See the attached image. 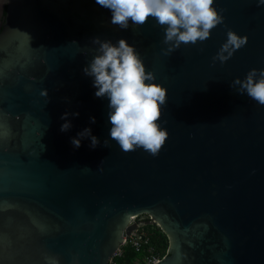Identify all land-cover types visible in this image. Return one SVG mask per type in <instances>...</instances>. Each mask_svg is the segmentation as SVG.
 Segmentation results:
<instances>
[{
  "label": "water",
  "instance_id": "95a60500",
  "mask_svg": "<svg viewBox=\"0 0 264 264\" xmlns=\"http://www.w3.org/2000/svg\"><path fill=\"white\" fill-rule=\"evenodd\" d=\"M215 6L210 36L166 55L151 17L122 29L96 0H0V264H108L141 215L169 239L157 264H264V105L231 86L264 68V6ZM228 28L247 43L213 61ZM96 36L127 38L167 88L158 154L109 136L108 99L83 72ZM65 111L79 116L61 131ZM89 124L100 143L74 147Z\"/></svg>",
  "mask_w": 264,
  "mask_h": 264
},
{
  "label": "clouds",
  "instance_id": "9594fccd",
  "mask_svg": "<svg viewBox=\"0 0 264 264\" xmlns=\"http://www.w3.org/2000/svg\"><path fill=\"white\" fill-rule=\"evenodd\" d=\"M111 11V23L127 29L130 25H142L153 18L164 32L162 51L171 54L182 44H196L204 41L211 30L221 24L225 17L223 10L215 6V0H96ZM264 6V0H256ZM97 45L92 58L84 65L83 72L92 78L94 95L108 99L109 136L114 138L122 150L142 147L153 155L159 153L169 133L162 127L159 118L166 103L167 88L156 81L153 71L146 65L135 45L121 37L115 42L96 36ZM247 35H240L228 28L227 39L222 43L213 61H227L233 53L247 43ZM231 86L240 94H247L258 104L264 105V68H251L241 78L235 77ZM238 86V87H237ZM47 90L42 95H47ZM79 112L65 111L61 119V131H68L73 125L70 117ZM90 121L95 123L96 117ZM84 138H90V147L100 143L93 134L91 124L72 136L71 143L80 147ZM105 139V145L109 144ZM45 264H61L58 256L45 255Z\"/></svg>",
  "mask_w": 264,
  "mask_h": 264
},
{
  "label": "built area",
  "instance_id": "2783aa9c",
  "mask_svg": "<svg viewBox=\"0 0 264 264\" xmlns=\"http://www.w3.org/2000/svg\"><path fill=\"white\" fill-rule=\"evenodd\" d=\"M131 224H135L136 228L112 254L108 264L159 263L166 255L158 251L154 242L155 234L148 230L149 227L154 229L158 224L148 215L147 218L142 215L134 216Z\"/></svg>",
  "mask_w": 264,
  "mask_h": 264
},
{
  "label": "rangeland",
  "instance_id": "374dc122",
  "mask_svg": "<svg viewBox=\"0 0 264 264\" xmlns=\"http://www.w3.org/2000/svg\"><path fill=\"white\" fill-rule=\"evenodd\" d=\"M142 216L147 218V215H142ZM148 230L151 233L155 234L154 241L159 247L162 248V251L165 250L166 248H167L166 251H168V249H169V239H168V236L166 235V233L164 232V230L159 225L155 226L154 229L152 227H149ZM165 255H167V252L165 253Z\"/></svg>",
  "mask_w": 264,
  "mask_h": 264
},
{
  "label": "trees",
  "instance_id": "16d2710c",
  "mask_svg": "<svg viewBox=\"0 0 264 264\" xmlns=\"http://www.w3.org/2000/svg\"><path fill=\"white\" fill-rule=\"evenodd\" d=\"M155 242V241H154ZM156 244V243H155ZM157 245V244H156ZM157 248H158V251H160L161 252V254H163V255H165V253L167 252L166 250H167V248L165 249V250H163L162 251V248L161 247H159L158 245H157ZM165 251V252H164Z\"/></svg>",
  "mask_w": 264,
  "mask_h": 264
},
{
  "label": "flooded vegetation",
  "instance_id": "af4514ba",
  "mask_svg": "<svg viewBox=\"0 0 264 264\" xmlns=\"http://www.w3.org/2000/svg\"><path fill=\"white\" fill-rule=\"evenodd\" d=\"M3 19V18H2ZM149 216V215H148Z\"/></svg>",
  "mask_w": 264,
  "mask_h": 264
}]
</instances>
